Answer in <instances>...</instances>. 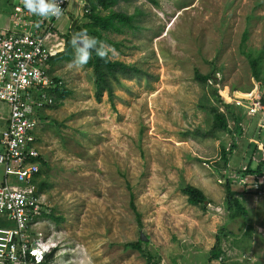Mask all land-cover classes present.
Listing matches in <instances>:
<instances>
[{
    "label": "rangeland",
    "instance_id": "374dc122",
    "mask_svg": "<svg viewBox=\"0 0 264 264\" xmlns=\"http://www.w3.org/2000/svg\"><path fill=\"white\" fill-rule=\"evenodd\" d=\"M154 1L111 6L133 15L137 28L121 33L94 26L86 0H72L64 27L50 29L58 53L52 73L66 92L41 119L43 213L36 230L50 247L43 264L221 261L192 250L232 227L210 184L239 156L245 128L248 137L250 129L263 134L264 118L259 126L236 100L264 94V0ZM95 12L109 13L100 6ZM74 19L75 33L98 29L117 45L105 44L110 60L137 69L107 74L100 98L94 54L80 67L67 59L74 55ZM0 110L8 115L6 104ZM187 185L209 189L206 202L191 204Z\"/></svg>",
    "mask_w": 264,
    "mask_h": 264
},
{
    "label": "built area",
    "instance_id": "2783aa9c",
    "mask_svg": "<svg viewBox=\"0 0 264 264\" xmlns=\"http://www.w3.org/2000/svg\"><path fill=\"white\" fill-rule=\"evenodd\" d=\"M71 1L56 0L58 17L31 14L21 1L12 7L11 24L0 28V103L8 106L0 133V164L6 176L0 184V215L13 223L0 224V264H43L50 251L36 230L43 213L37 187L44 160L40 130L42 112L55 104L54 93L64 83L53 76L51 58L57 50L46 40ZM236 103L249 117L264 118L263 93Z\"/></svg>",
    "mask_w": 264,
    "mask_h": 264
},
{
    "label": "crops",
    "instance_id": "0c3cea01",
    "mask_svg": "<svg viewBox=\"0 0 264 264\" xmlns=\"http://www.w3.org/2000/svg\"><path fill=\"white\" fill-rule=\"evenodd\" d=\"M21 1L0 0V28L11 24L12 7ZM70 10L72 9L68 5L66 12L56 21L55 26L57 28L64 27L72 13ZM46 42L48 46L51 45L48 39ZM1 111L0 133L6 126L8 116L4 115ZM250 118H257L259 126L263 120V118L258 116ZM246 130L245 128L243 135H241V138L245 136L246 140L243 141L241 139L239 141V143L242 141L244 143L237 150L239 156L236 157V160L234 158V161L229 162L227 167L224 168V173L218 179L216 186H211L210 184L214 192L213 200H216L215 203L218 204V208H221L220 205L226 203L227 185H229L230 189L235 193V198L246 211L245 217L239 216L232 219L230 211L226 208L229 214L226 223L228 227L230 224L232 227L226 228L227 230L222 237L219 236L220 232L216 236V238L220 237L221 254L219 258L221 261L219 259H212L211 262L217 261L219 264H264V130L263 134L261 133V135L257 136V133L255 134L250 129L248 134L251 135L249 137ZM246 142L248 143L247 145ZM249 154H251V157L245 160V157ZM1 166L3 167L0 164V168H2ZM5 179V169L3 167V169H0V184L5 182ZM222 187H224V192L223 190L221 191ZM200 190L207 196L206 194H208L209 189ZM209 201L212 204V201ZM10 223L11 221L6 216L0 215V224L10 225ZM215 243L216 239L213 245L206 248L195 247L192 253L196 255L203 253V256L207 255V259L209 260L208 256L211 257V251Z\"/></svg>",
    "mask_w": 264,
    "mask_h": 264
},
{
    "label": "trees",
    "instance_id": "16d2710c",
    "mask_svg": "<svg viewBox=\"0 0 264 264\" xmlns=\"http://www.w3.org/2000/svg\"><path fill=\"white\" fill-rule=\"evenodd\" d=\"M117 1L118 0H86L85 8L88 6H91V10L94 11V13L90 14V18L94 26L99 27L100 29H103V30H113L118 33L123 32L124 27L137 28V26L133 23V20H134L133 15H128L126 13H123L120 11H114L111 9V6L116 4ZM150 1L155 2L154 0H150ZM96 6L102 7L104 10L109 11V13L107 15L96 13L95 12ZM82 30L87 31L88 35L96 37L99 41H103L105 44L115 46V47L117 46L116 43L110 40L106 35H103L98 29H92V28L87 29L86 27H83L81 28V31ZM91 52L94 54V57L96 58L94 61L90 60L89 62L90 64L93 65L94 72L96 75V88H97L98 98H100L101 94L103 93L107 74H114V72L117 70L120 72H131V71L137 70L133 65L125 64L121 61H116V62L111 61L108 55H106L105 58H101L96 55L94 50ZM56 56H53L51 58V65L54 59H56ZM59 56H63V53H61ZM72 58H73V54L69 53L67 56V59H72ZM101 65L105 66L106 72L101 70ZM195 76L197 79H200V80H206L208 78L206 76H201L198 73H196ZM65 92L66 90L64 89L63 86L57 89L54 93L55 100L58 97L63 96ZM111 92L112 91L109 90V94H111ZM221 100L224 106L227 108V110L231 111L232 110L231 104L228 103L223 98H221ZM43 164L45 165L44 160H43ZM40 175H41V171L38 174V178ZM38 178H37V187L39 189V192L41 193V184L39 185ZM184 192L188 195V201L193 205L203 204L206 202V196L203 193V191L193 185H187L184 188ZM131 206L133 210L135 211V213H137L133 194L131 195ZM225 206L230 211V217L232 219L239 217V216H243V217L246 216L245 208L235 198V193L230 189L229 185H227V198H226ZM133 246L139 249L140 242L133 244ZM211 254L214 258L220 257V254H221L220 237L216 238V243L211 251Z\"/></svg>",
    "mask_w": 264,
    "mask_h": 264
},
{
    "label": "clouds",
    "instance_id": "9594fccd",
    "mask_svg": "<svg viewBox=\"0 0 264 264\" xmlns=\"http://www.w3.org/2000/svg\"><path fill=\"white\" fill-rule=\"evenodd\" d=\"M23 6L31 14L47 17L60 16L61 9L56 0H22ZM70 45L74 50L71 64L76 67L83 66L87 63L91 51H95L96 55L105 58L106 45L103 41H99L94 36H89L87 31H81L73 34Z\"/></svg>",
    "mask_w": 264,
    "mask_h": 264
},
{
    "label": "water",
    "instance_id": "95a60500",
    "mask_svg": "<svg viewBox=\"0 0 264 264\" xmlns=\"http://www.w3.org/2000/svg\"><path fill=\"white\" fill-rule=\"evenodd\" d=\"M77 22H78V19H74V21H73V23H72V25H71V33H72V34L75 33V26H76ZM141 239L146 240L147 237H145V236L142 234V235H141Z\"/></svg>",
    "mask_w": 264,
    "mask_h": 264
}]
</instances>
